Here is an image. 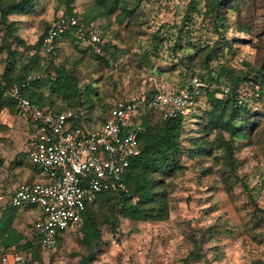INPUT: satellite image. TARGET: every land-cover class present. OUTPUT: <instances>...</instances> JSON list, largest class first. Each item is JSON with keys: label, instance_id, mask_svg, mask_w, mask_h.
I'll use <instances>...</instances> for the list:
<instances>
[{"label": "rangeland", "instance_id": "374dc122", "mask_svg": "<svg viewBox=\"0 0 264 264\" xmlns=\"http://www.w3.org/2000/svg\"><path fill=\"white\" fill-rule=\"evenodd\" d=\"M245 1L247 17L244 20L251 25L252 31L237 30L235 12L230 11L228 24L231 27L227 36L232 42L233 50L226 49L223 57V60H229L239 71L247 69L245 62L255 64L261 59L260 48L264 44V0ZM92 2L93 0H77V16ZM204 5L205 0H150L149 4L141 5L142 15L133 26L128 28L126 24L121 26L114 21L109 24L110 31H113V43L119 47L120 52L115 57L109 54L108 64L97 62L88 51L82 49L84 47L79 50L70 37L61 40L57 61L67 62L69 71L76 72L83 91L88 84L95 85L96 88L90 95L95 96L98 92V96L94 97L98 104L94 117L98 116L101 103L145 96L152 88L149 77L163 82L167 88L175 89L178 87L177 82L182 79L181 67L173 66V61L177 58L169 56L167 52L164 56L154 55L152 35L159 30L168 35L177 33L178 28L190 27L195 31L197 41L205 40L212 44L219 36L212 26L207 28L205 20L202 19ZM64 10L58 0H38L33 13L14 14L10 19L15 20L19 26L16 34L27 44H34ZM188 12L193 17L191 24L184 22ZM107 22L106 19H98L93 26L102 32L99 25ZM104 39L108 41L109 37L106 35ZM261 42L262 45L259 46ZM164 45H168V41ZM19 50L29 52L22 46ZM146 50L150 52V65L140 66V56ZM7 57V50H1L0 83L3 82ZM78 58H83V63L75 64V59ZM22 60L21 63L27 62V59ZM19 63L18 60V65H21ZM184 75L189 76L188 73ZM204 101L205 97H201L198 106L192 107L193 111L186 122V135H197L199 125L196 122L199 119L192 117V114L199 113L198 108L205 106ZM33 136L31 122L24 113L8 107L0 110V221L2 217L9 215L13 190L20 183L32 181L39 174L36 168L38 166H32L27 155ZM213 137L214 134H211L210 138ZM245 143L247 144L239 155L244 162L239 169V175L248 183L249 192L255 196L258 206L264 209V120L260 122L258 131L250 140L241 142ZM184 161L189 169L179 172L175 178L169 180L172 196L170 218L162 222L122 219L115 235L104 224L102 231L105 243L101 252L97 253L94 264L264 262V218L261 222L253 220L254 205L250 204L248 190L241 183L228 185L217 166L212 173L204 174L200 167L212 165L209 156L203 161L184 157ZM35 210L34 215H28L29 211L26 210L14 214L13 225L25 237L21 243L37 238L34 222L39 209ZM80 239L79 232L70 233L54 248L41 249L40 259L33 264H79L80 254L84 252ZM8 252L13 256L12 261L7 263L0 260V264H15L18 260L23 261L30 257L27 251H20L17 247Z\"/></svg>", "mask_w": 264, "mask_h": 264}, {"label": "trees", "instance_id": "16d2710c", "mask_svg": "<svg viewBox=\"0 0 264 264\" xmlns=\"http://www.w3.org/2000/svg\"><path fill=\"white\" fill-rule=\"evenodd\" d=\"M37 1L0 0V33H2L0 51L7 50L8 52L3 82L0 83V110L8 107L20 112L10 93L13 86L21 84L31 74L47 73L50 75L55 72V78H40L33 82L25 90L24 95L33 103L48 106L56 112L83 111L84 115L75 119L74 124L93 127L104 122L105 113L109 108L119 100L131 98H120L108 104L101 103L98 116H93L98 105L94 97L98 96V92L95 96L90 97V95L95 90V85L88 84L83 91L79 86L80 79L74 70L69 71L67 62L55 61L45 52L42 45L48 27L34 44H27L22 37L16 34L19 26L10 17L14 14L33 13ZM58 1L65 8L64 15L79 16L80 22L88 27L94 28L93 24L98 19L108 21L106 24L99 25L102 30V32L99 31L104 51L102 55L94 53L89 48H82L75 36H69L79 50L82 48L88 51L97 62L104 64L109 63V54L115 57L120 52L119 47L113 43L111 37L113 31H110L109 24L114 21L121 26L126 24L128 28L133 26L142 15L141 5H147L150 2V0H93L91 5L77 16L75 12L77 0ZM245 2L247 1L205 0V9L201 13L202 19L205 20L206 27L212 26L219 36L212 44L205 40L197 41L195 31L190 27L178 28L177 33L168 35L160 30L153 33L154 55L160 56L167 52L169 56L177 58L176 61L173 59V66L181 67L182 79L177 82L178 87L175 89L187 85L194 77L204 82L215 83L216 86L213 89H204L201 97H205V106L198 108L199 113L192 114V117L199 119L196 122L199 125L197 135H186V122L193 109L187 116L165 119L162 113L149 106L147 101L141 106L140 121L143 127L139 133L141 152L132 159L124 176L126 189L99 194L95 203L87 207L83 213V225L77 231L81 235L80 242L84 246L79 264H94L97 253L101 252L105 243L102 231L104 224L115 235L122 219L135 222H162L170 218L172 196L169 180L175 178L179 172L189 169L184 157L193 161H203L209 156L213 163L208 167H200L204 174L212 173L214 167L217 166L220 174L228 181V185L241 183L243 188L249 192L248 183L239 175V169L244 163L239 155L247 144H241V142L250 140L252 135L258 131L260 122L264 120V44L260 48L261 59L255 64L245 62L247 66L245 71H239L229 60H223L225 50H233L232 42L227 36L231 27L228 24L229 12H235L237 30L248 31L250 29L252 31L251 25L244 20L247 17L245 14L247 10L244 9ZM184 20L185 24L193 22L190 12L185 15ZM106 35L109 37L108 41L104 39ZM165 41H168L166 46ZM20 46L29 52L20 51ZM22 59H27V62L21 63ZM18 60L21 65H18ZM83 60V58H78L74 63L81 64ZM139 62L140 66L150 65L151 56L148 50L140 56ZM183 73H188L189 76L185 77ZM149 82L152 88L145 95L147 100L153 98L160 88H167L163 82L153 77H149ZM225 89L227 92H224ZM242 96L247 99L245 105L238 104ZM199 99L195 104L196 107ZM57 100H60V103H57ZM24 114L31 122L34 133L31 150L35 135L43 131L44 127L38 121L33 120L27 112ZM211 134H214L212 139ZM30 150L27 153L28 157ZM19 163L22 164L20 161ZM29 163L35 166L30 159ZM249 199L250 204L254 205L253 220L261 222L264 218V209L258 206L255 196L250 192ZM35 208L37 207L19 208L10 205L9 215L2 217L0 221V243L5 250L8 252L17 247L20 251H27L30 254L29 258L23 261L18 260L15 264H33L40 259V250L44 249L41 237L36 232V239L21 243L25 237L13 225L14 214L17 211L26 210L29 211L28 215H34L32 210ZM39 216L40 213L37 214V218ZM64 237L59 236L57 244ZM255 264H264V262L258 261Z\"/></svg>", "mask_w": 264, "mask_h": 264}, {"label": "built area", "instance_id": "2783aa9c", "mask_svg": "<svg viewBox=\"0 0 264 264\" xmlns=\"http://www.w3.org/2000/svg\"><path fill=\"white\" fill-rule=\"evenodd\" d=\"M71 35L82 47L104 54L99 31L82 24L74 15L64 14L49 25L43 49L57 61L60 41ZM55 76V72L31 74L10 92L19 111L27 112L44 127L35 135L29 159L42 169L48 181L20 183L9 202L14 207L41 209L34 229L41 237L44 249L54 248L59 236L78 231L83 225V213L95 203L99 194L126 189L124 176L132 159L141 152L140 108L146 101L165 119L187 116L204 89L216 86L194 77L178 89L160 88L150 100L145 96L119 100L107 110L105 121L92 127L74 124L75 119L84 115L83 111L56 112L48 106L33 103L24 95L36 80ZM246 102L244 96L238 100L239 105ZM12 259L11 253L0 243V260L9 263Z\"/></svg>", "mask_w": 264, "mask_h": 264}, {"label": "crops", "instance_id": "0c3cea01", "mask_svg": "<svg viewBox=\"0 0 264 264\" xmlns=\"http://www.w3.org/2000/svg\"><path fill=\"white\" fill-rule=\"evenodd\" d=\"M38 170H39V174H37V176H35V178L32 180V181H43V182H46V181H48V177H47V175L42 171V169L39 167L38 168ZM36 209V208H35ZM35 209H33V210H35ZM37 209H39V211H37V214L38 213H41V209L39 208V207H37ZM36 209V210H37ZM32 210V211H33ZM35 210V211H36ZM37 214H35L36 216H37Z\"/></svg>", "mask_w": 264, "mask_h": 264}]
</instances>
